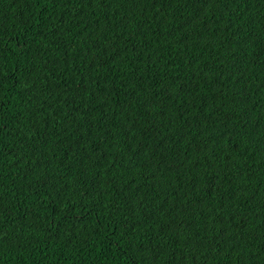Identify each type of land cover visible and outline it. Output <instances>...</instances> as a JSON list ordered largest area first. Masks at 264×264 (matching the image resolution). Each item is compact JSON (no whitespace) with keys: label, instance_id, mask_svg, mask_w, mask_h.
<instances>
[{"label":"trees","instance_id":"obj_1","mask_svg":"<svg viewBox=\"0 0 264 264\" xmlns=\"http://www.w3.org/2000/svg\"><path fill=\"white\" fill-rule=\"evenodd\" d=\"M0 264H264V0H0Z\"/></svg>","mask_w":264,"mask_h":264}]
</instances>
